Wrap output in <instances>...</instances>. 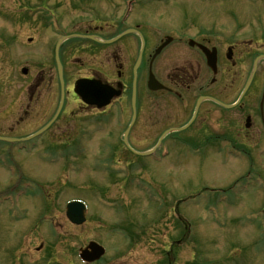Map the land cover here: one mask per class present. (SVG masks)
Instances as JSON below:
<instances>
[{
	"label": "rangeland",
	"instance_id": "1",
	"mask_svg": "<svg viewBox=\"0 0 264 264\" xmlns=\"http://www.w3.org/2000/svg\"><path fill=\"white\" fill-rule=\"evenodd\" d=\"M153 1L154 16L148 17V11L146 23L151 21L160 30L172 16L182 15L180 4L189 9L202 6L201 15L217 19L219 25L235 13L240 18L264 17V0H180L168 11V4ZM125 11L123 0H0V131L4 136L29 138L50 118L36 113L39 97L35 94L31 99L30 92L35 90L39 70L49 80L56 45L66 32H84L110 20L118 24ZM248 28L245 25L236 34L240 44L256 40ZM68 39L61 43L60 53L73 47L64 60L69 69L81 73L68 82L72 90L74 81L90 68H98L99 62L82 42ZM150 43L155 50L159 39ZM222 58L219 68L225 79L229 64L225 55ZM162 59L158 56L154 65L159 74ZM112 65L108 57L101 67L105 75L113 77ZM45 85L42 96L50 92ZM57 96L58 105L59 91ZM65 109L83 112L73 94L66 96ZM19 116L26 121L23 125H17ZM95 132L88 139L90 148L40 146L25 153L0 142V264H82L78 252L90 240L107 247V253L93 264H264V148H233L232 155L231 148H167L166 158L159 152L154 157H130L125 148H117L110 168L100 165L106 157L95 148ZM83 133L78 143L86 147ZM50 135L61 141L53 127L38 144L45 146ZM150 146L134 149L146 151ZM243 150L253 151V159H241ZM54 151L62 157L52 163ZM10 159L13 170H9ZM130 160L135 162L128 167ZM26 179L33 181L32 187H25ZM18 190L25 195L3 199ZM72 198L89 204L83 225H73L66 217L65 204ZM177 204L178 212L174 211Z\"/></svg>",
	"mask_w": 264,
	"mask_h": 264
},
{
	"label": "flooded vegetation",
	"instance_id": "2",
	"mask_svg": "<svg viewBox=\"0 0 264 264\" xmlns=\"http://www.w3.org/2000/svg\"><path fill=\"white\" fill-rule=\"evenodd\" d=\"M153 2L137 0V7L131 15L133 21L128 25L121 21L118 24L114 21L101 22L84 32H74L93 35L99 39V42L83 43L85 51L92 50L89 54L93 53L99 64L98 68H90L86 76L81 78L98 79L120 90L121 94L102 109L84 104L71 92L73 89L66 87L68 82L81 74L69 69L64 60V57L74 52V48L66 53L62 51L65 93L76 97L83 112L67 111L63 108L49 128L51 130L55 127L61 141L56 140L57 136L50 135L51 139L44 147L90 148L88 139L96 131L98 146L95 148H113L109 152L102 150V156L113 154L115 159L116 148H129L124 143V132L131 126L127 137L131 148H142L144 145H151L148 148H153L163 135V148H264V60L260 62L249 89L240 99L250 78L255 58L264 55V17H229L228 21L219 25L217 19L201 15L202 6L195 5L189 9L188 6L180 4L182 15L172 16L171 23L160 30L151 21L146 23L148 17L154 16ZM174 4L176 3L169 7L167 5V11ZM148 11L150 16L147 17ZM245 25L250 27L248 29L252 33L251 39L256 40L240 44L236 34ZM123 27L125 28L122 29ZM128 29L131 32L118 41L111 44L103 42ZM110 30L113 33L108 34ZM154 38H158L160 43L169 39L160 54L163 57L160 74L154 71L157 58L154 59V50L150 49V41ZM203 47L209 53H217L216 74L207 66ZM222 55H225L226 63L229 64L225 79L222 69L219 68V63L223 61ZM108 57L113 59V77L105 75L101 70ZM41 70L36 73L35 90L30 92V98L33 99L37 94L39 98L35 102L36 113L50 118L39 130L55 117L58 107L55 109L54 105H57L58 91L61 94L57 66L51 67L49 80L43 76ZM150 72L155 74L164 86L163 89L152 91L148 88ZM45 84L50 92L42 96V88H47ZM134 85L135 101L132 99ZM199 101L201 103L197 108ZM225 105L233 107L227 108ZM23 112L27 113L25 110ZM17 119V125L26 122L22 116ZM81 132H84V142L88 143L86 147L82 142L78 143ZM0 136H4L2 131ZM116 136L118 137L114 140ZM4 147L8 148L9 145ZM125 153L128 154V151ZM243 153L254 152L243 150Z\"/></svg>",
	"mask_w": 264,
	"mask_h": 264
},
{
	"label": "water",
	"instance_id": "3",
	"mask_svg": "<svg viewBox=\"0 0 264 264\" xmlns=\"http://www.w3.org/2000/svg\"><path fill=\"white\" fill-rule=\"evenodd\" d=\"M61 45V42L57 45L56 48V57H57V63L59 67L60 74L62 73V66L59 60V47ZM164 45L158 48L157 53L160 52V50L163 48ZM208 58V64L214 69V71H217V57L216 53L213 54L207 53ZM259 59L255 61V67L257 65V62ZM24 73H27V70H23ZM149 87L153 90H159L163 88V86L155 79V77L151 74L150 80H149ZM76 93L87 103L91 105H97L98 107H102L106 105L110 97H112V94L106 93V95L103 94L104 90L102 87L99 86V84L95 83H89L87 80H78L76 83L75 88ZM140 155H146L147 153H139ZM67 216L68 218L76 224H82L85 221V206L81 202H71L67 205ZM105 250L97 245L96 243L92 242L87 248L81 250V257L88 261L92 262L97 259H99L103 254Z\"/></svg>",
	"mask_w": 264,
	"mask_h": 264
}]
</instances>
